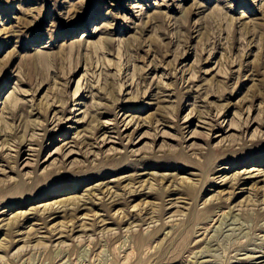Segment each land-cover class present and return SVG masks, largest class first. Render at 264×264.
<instances>
[{
    "label": "rangeland",
    "instance_id": "374dc122",
    "mask_svg": "<svg viewBox=\"0 0 264 264\" xmlns=\"http://www.w3.org/2000/svg\"><path fill=\"white\" fill-rule=\"evenodd\" d=\"M0 264H264V0H0Z\"/></svg>",
    "mask_w": 264,
    "mask_h": 264
}]
</instances>
